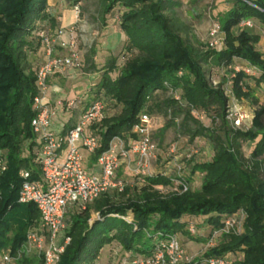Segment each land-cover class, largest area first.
I'll use <instances>...</instances> for the list:
<instances>
[{
  "label": "trees",
  "instance_id": "trees-1",
  "mask_svg": "<svg viewBox=\"0 0 264 264\" xmlns=\"http://www.w3.org/2000/svg\"><path fill=\"white\" fill-rule=\"evenodd\" d=\"M50 1L0 0V156L7 165L0 176V252L8 247L14 254L29 233L45 234L37 207L19 203L18 197L22 170L36 180L40 176L36 157L41 142L32 120L37 113L36 75L47 60L39 33L55 37L58 31ZM231 1L218 15L225 37L223 48L215 49L193 40L180 0H100L106 27L107 16L122 8L119 31L125 39L119 53L101 67L94 60L95 47L86 58L88 73L99 75L88 93L106 105L105 117L91 125L100 147L87 156L89 164L113 137H133L141 114L166 120L161 135L175 127L189 142L205 139L212 156L200 163L189 159L192 174L201 177L194 187L183 176L161 171L138 178L120 168L122 191L111 189L85 209L69 211L63 232L70 241L54 264H95L102 248L114 242L131 257H149L159 233L181 242L180 234L200 244L213 240L215 246L196 261L228 256L232 264H264V105L250 86L264 85V50L258 47L262 35L254 30L257 23L264 29V0ZM244 21L252 26H242ZM248 68L257 74H247ZM220 70L230 73L229 89L211 80ZM243 101L257 108L251 125L236 128L228 111ZM196 112L208 113L212 124L205 125ZM71 127L66 123L60 133ZM123 169L131 182L120 176ZM231 218L242 222L226 233Z\"/></svg>",
  "mask_w": 264,
  "mask_h": 264
},
{
  "label": "built area",
  "instance_id": "built-area-1",
  "mask_svg": "<svg viewBox=\"0 0 264 264\" xmlns=\"http://www.w3.org/2000/svg\"><path fill=\"white\" fill-rule=\"evenodd\" d=\"M73 8L78 18L81 14L80 4L76 3ZM242 26L251 27L252 24L244 21ZM65 33L63 28L58 29L55 37L46 31L39 33L47 58L36 75L38 96L35 97L34 104L37 113L32 120L33 131L41 142L36 157L40 176L36 180L29 171L22 170L19 173L21 186L18 202L32 203L37 207L41 215V228L45 234L29 233L17 254L20 256L24 252L33 253L43 259V264H54L63 253L64 246L70 241L65 238L61 245L56 244L58 236L66 227V217L72 208L85 209L87 204L111 189L122 191L124 181L117 177L122 167L138 178L152 175V166L157 154V145L152 139L153 118L141 114L132 129L134 136L113 137L108 149L90 165L87 156L94 154L100 147V138L94 133L91 125L98 123L106 115V105L101 99H94L87 106H83L77 121L66 134L52 130V119L58 110L75 109L84 101L48 100L50 77L62 74L70 68H81L80 57L75 51V40H61L59 45L68 50L67 55L56 56L54 53L56 38L60 40ZM220 33L219 23H214L210 30L211 46L220 45ZM245 71L250 75H256L258 72L255 68ZM232 106L228 111V119L234 127L241 128L246 118ZM187 157L190 158V155ZM6 171V160L0 156V176ZM187 189L188 186L183 184V191ZM241 222L236 218L228 219L223 231H234ZM190 232L194 233L193 227H190ZM214 246L215 242L209 241L208 247ZM197 257L186 251L177 236L159 233L149 257L129 256L122 264H232V259L228 256H211L196 261ZM13 259L9 249L0 255V264H11Z\"/></svg>",
  "mask_w": 264,
  "mask_h": 264
},
{
  "label": "rangeland",
  "instance_id": "rangeland-1",
  "mask_svg": "<svg viewBox=\"0 0 264 264\" xmlns=\"http://www.w3.org/2000/svg\"><path fill=\"white\" fill-rule=\"evenodd\" d=\"M63 6V12L66 18L69 16L72 20L71 25L66 27L57 26V29L63 28L66 31L67 40H75L76 53L80 60L83 61L84 67L78 69H68L62 74L56 76L53 84L58 88L54 99L69 100L71 96L81 97L86 90L91 87V83L96 84L98 74L88 73L86 58L90 55L91 48L95 47L98 53L99 66L105 65V62L112 56L117 55L124 43V35L119 31V22L121 18L122 8L116 7L108 16V26L103 24L101 18L100 0H60ZM183 3L181 10L182 18L186 21L191 30L193 40L200 44L207 45L211 48L222 49L224 46V33L219 34L221 41L217 47L211 46L210 30L214 23H217L218 15L224 12L232 5L231 0H180ZM80 3L81 14L77 18L73 6ZM63 17V16H62ZM255 32H259L264 38V29L257 23L254 27ZM121 34V35H120ZM123 38V39H122ZM242 67H246L241 65ZM212 82H224L225 88L229 89L230 84L227 82L230 77L229 71H215L210 75ZM51 80V78H50ZM49 80V84H50ZM255 83L250 82V86L255 89L256 95L260 99V104L264 105V85L260 88L255 87ZM50 86V85H49ZM93 88V87H92ZM90 99L94 94H89ZM81 100V99H76ZM82 104L77 108L69 111H60L52 119V128L58 130L62 124H73L77 121L82 108L86 102L83 99ZM232 107L236 108V112L242 113L246 118L245 124L251 125L256 106L249 104L246 101L241 103L235 102ZM234 108V109H235ZM117 109V108H116ZM118 110V109H117ZM58 113V112H57ZM199 119L207 126H210L211 117L208 113L196 112ZM219 123V121H218ZM166 124V120L161 116L153 117V136L157 145L156 159L153 162V172H165L168 175L183 176L189 180L190 186H199L201 183L200 175H193L191 166L193 163H200L209 160L212 156V148L210 144L202 138H197L193 142H189L188 137L181 134L177 128L170 127L164 134H160L159 130ZM246 148V154L248 153ZM190 155V158L187 156ZM190 160H193L191 163ZM120 174V173H119ZM120 176L128 183L132 181L131 174L122 170ZM94 219L98 217L97 213H93ZM128 219L130 218L127 217ZM132 219V218H131ZM130 219V220H131ZM243 230V228H242ZM182 240V244L186 251L198 257H205L204 252L212 249L208 247V243L200 244L195 241H189L188 238L178 235ZM65 239V232H61L56 240L57 245H61ZM25 243V242H24ZM24 243L16 250L11 264H43L42 259L36 257L33 253L24 252L18 256L17 252L21 250ZM9 250L7 247L2 249L0 255ZM12 251V250H11ZM127 254L119 243L114 242L111 245H105L96 260L95 264H122L128 259Z\"/></svg>",
  "mask_w": 264,
  "mask_h": 264
},
{
  "label": "crops",
  "instance_id": "crops-1",
  "mask_svg": "<svg viewBox=\"0 0 264 264\" xmlns=\"http://www.w3.org/2000/svg\"><path fill=\"white\" fill-rule=\"evenodd\" d=\"M49 12H50V15L54 18V21H55V23H56V26L66 27L67 25H71V24H72V22H71L72 19H71L69 16L66 18V16L64 15V12H63V6H62V4H61V1L51 0V1L49 2ZM62 16H63V17H62ZM120 35H121V34H120ZM122 39H123V38H122ZM60 40L68 41V40H67V37H66V33L61 37ZM60 40H59V42L56 41V44H55V51H54V53H55L56 56H65V55L68 54V50L62 48V47L59 45L60 42H61ZM258 47H259L260 49L264 50V38H263V37H262V39L260 40V43H259ZM97 56H98V53L96 54V56H95V58H94L95 61L98 60V57H97ZM72 69H73V68H70L69 71H71ZM58 74H59V73H58ZM56 76H58V75H56ZM56 76L52 77L51 80H50V93H49V95H48V100H49L50 102H52V101L55 100V99H54V97H55V93H56V90L58 89V88L56 87V85L53 84V81L56 79V78H55ZM97 76H99V75H97ZM97 78H98V77H97ZM94 85H95V84L91 83V87H90L88 90H86V92L84 93L83 96H81V97H73V96H71V97L69 98V100H71V99H85L86 102H85L84 107L87 106V105L89 104V102H91V101L93 100V99H90V95H89L88 92L91 91V88H92ZM60 111H61V110H58V113H57V114H61ZM74 123H75V122H74ZM74 123H73V124H74ZM73 124H72V125H73ZM63 126H65V123L61 125V128H60V129H58V130H54V128H52V130L55 131L56 133H60V132L63 130Z\"/></svg>",
  "mask_w": 264,
  "mask_h": 264
}]
</instances>
